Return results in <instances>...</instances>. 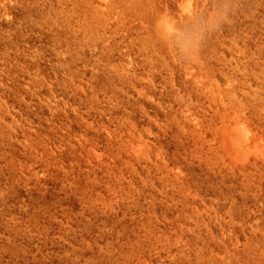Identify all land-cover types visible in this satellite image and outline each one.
Wrapping results in <instances>:
<instances>
[{
  "label": "rangeland",
  "instance_id": "1",
  "mask_svg": "<svg viewBox=\"0 0 264 264\" xmlns=\"http://www.w3.org/2000/svg\"><path fill=\"white\" fill-rule=\"evenodd\" d=\"M19 2L0 0V264H264V0L189 25L149 0ZM197 20L187 62L165 28Z\"/></svg>",
  "mask_w": 264,
  "mask_h": 264
},
{
  "label": "clouds",
  "instance_id": "2",
  "mask_svg": "<svg viewBox=\"0 0 264 264\" xmlns=\"http://www.w3.org/2000/svg\"><path fill=\"white\" fill-rule=\"evenodd\" d=\"M231 9L223 11L214 18L213 31L231 23ZM206 29L204 25L196 22L188 30L179 29L175 23L166 25L165 34L173 38L178 57L187 62L199 59V50L204 40Z\"/></svg>",
  "mask_w": 264,
  "mask_h": 264
},
{
  "label": "bare ground",
  "instance_id": "3",
  "mask_svg": "<svg viewBox=\"0 0 264 264\" xmlns=\"http://www.w3.org/2000/svg\"><path fill=\"white\" fill-rule=\"evenodd\" d=\"M166 1H168V0H149V3L150 4H148V6L146 7V9H147V13H148V9L150 8V6L151 5H153V7H156L158 4H159V6H161L160 7V10H159V13H161V15H163V18L164 17H167V16H173V15H178V16H180V15H182V16H180V18L178 19V20H181L185 25H189V23H190V20L193 18L192 16H193V13L195 12V14L197 13V14H201L202 12L201 11H203L204 9L205 10H209L210 9V7L211 8H214V5L216 6V4L218 5V3H219V1H222V0H203V1H200V2H198L197 3V6H196V8L194 9V12L192 13V14H186V15H184V14H182V13H180V10L175 6V1H177V0H170L171 1V5H169L168 6V10L166 9V10H163V2H165L166 3ZM22 2V3H21ZM21 2H19L18 4H16V8L17 9H21V8H23V6H24V2H23V0H21ZM97 3V2H96ZM179 4V3H178ZM248 5V4H247ZM246 7V6H245ZM200 8V9H199ZM243 9V8H242ZM154 11H152V12H155L156 10L155 9H153ZM216 10V9H215ZM210 11V10H209ZM205 12V11H204ZM196 14V15H197ZM205 15V14H204ZM207 15V14H206ZM214 17V16H213ZM263 17V16H262ZM197 18H199L198 16H197ZM175 19V18H174ZM256 19V18H255ZM170 20V19H169ZM212 20V19H211ZM201 21V20H200ZM204 21V20H203ZM176 22V21H175ZM197 22H198V20H197ZM208 23V22H207ZM240 23V22H239ZM255 23V22H254ZM204 24V23H203ZM262 24V23H261ZM212 26H213V23H212ZM235 27V26H234ZM238 27V26H237ZM52 28V27H51ZM157 31H159V30H157ZM219 32V31H218ZM228 32V31H227ZM159 33L161 34V31H159ZM224 35V34H223ZM148 36V35H147ZM210 36V35H209ZM244 37V36H243ZM247 38V37H246ZM236 41V40H235ZM237 42V41H236ZM94 45H95V43H94ZM172 45V44H171ZM239 45V44H238ZM263 45V44H262ZM97 46V45H96ZM11 48V47H10ZM96 48V47H95ZM171 48V47H170ZM258 48V47H257ZM248 50V49H247ZM251 50H252V48H251ZM221 53V52H220ZM159 54V53H158ZM222 54V53H221ZM254 54H255V52H254ZM256 55H258V54H256ZM96 57V56H95ZM94 57V58H95ZM164 57V56H163ZM165 58V57H164ZM168 61V60H167ZM139 66V65H138ZM155 70H156V68H155ZM246 75V74H245ZM144 77V76H143ZM148 77H149V75H148ZM150 78V77H149ZM3 83V82H2ZM86 92V91H85ZM98 96V95H97ZM189 100V99H188ZM84 110V109H83ZM73 143V142H72ZM152 157V156H151ZM150 157V158H151ZM162 173H164V172H162ZM159 176V175H158ZM143 177V176H142ZM204 183V182H203ZM169 186V185H168ZM203 192V191H202ZM252 192V191H251ZM261 192V191H260ZM252 193H255V192H252ZM256 197V196H255ZM261 198V197H260ZM238 200V199H237ZM257 201V200H256ZM210 205V204H209ZM214 205V204H213ZM213 207V206H212ZM235 207H236V205H235ZM259 207V206H258ZM214 208V207H213ZM264 232V231H263ZM262 233V232H261ZM246 242V241H245ZM258 242V241H257ZM260 243V242H259ZM246 246V245H245ZM238 255V254H237Z\"/></svg>",
  "mask_w": 264,
  "mask_h": 264
}]
</instances>
